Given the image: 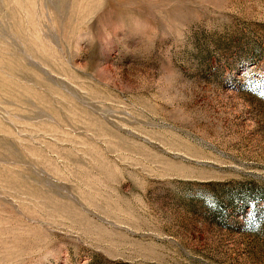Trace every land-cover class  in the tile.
<instances>
[{
  "label": "rangeland",
  "instance_id": "obj_1",
  "mask_svg": "<svg viewBox=\"0 0 264 264\" xmlns=\"http://www.w3.org/2000/svg\"><path fill=\"white\" fill-rule=\"evenodd\" d=\"M0 264H264V0H0Z\"/></svg>",
  "mask_w": 264,
  "mask_h": 264
}]
</instances>
